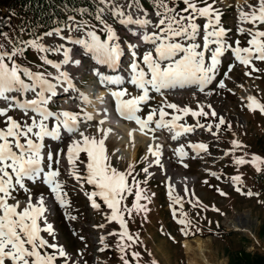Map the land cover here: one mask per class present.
Returning a JSON list of instances; mask_svg holds the SVG:
<instances>
[{
  "label": "snow or ice",
  "instance_id": "snow-or-ice-1",
  "mask_svg": "<svg viewBox=\"0 0 264 264\" xmlns=\"http://www.w3.org/2000/svg\"><path fill=\"white\" fill-rule=\"evenodd\" d=\"M139 0H132L128 8H136L137 13H142L143 9L137 7ZM185 7L179 11L168 3V0H153L156 9V21L143 15L125 12L121 6L113 3V0H100L104 5L96 15V20L102 25L101 31L104 38L97 34L95 27L89 28L86 24H76L75 30H85L87 39H73L71 36L61 35V29H55V34L61 40H67L73 44L82 46L85 53L91 54V58L97 64L105 65L115 72L119 66L124 47L115 29L107 23L104 18L105 10L109 11L121 25L136 26L139 30L137 42L129 41L126 48L130 52L131 61L128 66L129 77L121 75H105L94 69L101 84L123 85L130 83L138 90L137 95H131L128 89L121 87L119 90L111 91V96L115 100V110L118 115L127 120L134 121L139 126L141 134L148 136L155 142L147 145V153L154 159L148 161L142 171L149 174V168L153 165L163 167L161 157L163 145L156 142L157 130H167L171 140L192 133L197 127L206 128L213 136L217 132L212 131L213 127L220 130L227 122L224 117L218 118V123L214 126L197 123L194 126L178 123L182 119L180 115H173L170 120L165 117L169 115L165 108L177 110L184 115L191 114L192 117L208 116L202 105H198L199 110H192L190 107L178 108L175 103H165L159 109H152L146 118H141L138 113L141 106L152 99L150 92H155L164 96L169 90L195 88L198 92L204 93L206 88L216 79L218 66L221 57L227 51H231L235 60L245 67L251 66L252 72H258L253 61L264 62V31L259 30L257 24H264V0H258L257 5H248L250 11L245 12L242 8H237L238 19L241 23H251L255 31L249 30L251 39L247 41L248 47H240V41L236 40L235 47L227 42V32L221 24V12L214 7L216 0L208 3L207 0H182ZM199 18H205L203 25L202 44L201 25L197 23ZM69 19H73L69 17ZM149 29H152L149 31ZM69 26V31H72ZM239 33H243V28H238ZM0 35H6L0 33ZM45 35H52L51 32ZM137 35V32H132ZM27 46L39 52L56 51L63 52V59L59 63L42 58L44 64L51 65L56 69V75L44 72H32L28 68L22 67L16 62V57L25 51L22 47H14L11 52L4 50L0 45V100L8 102L6 108H0V117H5L4 127L0 128V264H75L67 251L57 243H52L46 239L42 233H47L49 237H55L54 228L48 222L47 216L51 212V204H58L64 209L68 206L67 192L65 191L66 181L61 180L62 175L60 165L65 157L63 148L48 149L45 143L46 138L51 141H62L67 136L70 142L66 146V158L68 163V174L83 188V183L93 187V191L86 193L91 201V207L99 209L100 204L94 197H99L101 201L111 210V214L106 219L118 222L121 231L119 233H109V235H119L120 241L117 243V250L122 253L120 259L122 264H130L127 257L128 250L139 242V237L129 233L125 221V214L132 215V210L137 212H147L146 205L139 204L143 190L139 187L140 181L132 177V185L128 183V177L132 176L134 166L128 165L127 171H120L113 166L112 160L106 150L105 140L108 138L111 129L98 127L101 138L86 134L81 130V119L91 121L92 115L81 109V113L68 110L52 111L49 107L52 99L57 95L58 85L67 84L74 87L72 78L66 71L61 70L62 65L74 63L79 65L81 61L71 60L69 49L63 44L54 49H49L38 40L24 42ZM142 44H150L152 47L140 54ZM214 45V47H213ZM210 53V56L207 55ZM233 65L228 66L224 73L225 79H229V73ZM251 75V72H245ZM49 77L51 79H49ZM26 78V79H25ZM225 79L219 80L216 87L226 88ZM27 80V82H26ZM52 81H55L53 83ZM31 93L33 98L19 99L18 96ZM209 95L211 92L208 93ZM129 96L128 99H122ZM82 104L89 103L88 96L79 94ZM166 99V98H165ZM246 105L250 111L259 109L264 114V104L259 103L253 96L247 97ZM210 107V106H209ZM18 109L25 119L18 121L7 113L10 110ZM158 118L154 119L155 116ZM210 115L217 117L213 110ZM105 120H100L99 125H103ZM154 125V127L152 126ZM227 127L230 129L231 124ZM133 136L129 132V137ZM234 148L243 145L233 140ZM194 151L207 152L208 145L205 143H190L188 145ZM86 154V161L80 160V154ZM173 153L180 158L178 162H183L187 156L184 146L173 148ZM227 155V153H225ZM148 160V156L144 157ZM77 161L84 165L83 171L77 167ZM237 165L247 163L243 158H236ZM251 163L256 171H261L260 164L264 161L258 156H253ZM188 167L187 164L183 165ZM212 176L219 179L215 172ZM233 183L240 182V176L232 177ZM42 184L47 187L49 194L35 195L28 184ZM146 183V181H145ZM207 183V181H205ZM135 188V200L131 207L122 206L121 202L126 199V194H132ZM219 191V189H217ZM187 192V189H185ZM239 192L240 188L237 187ZM23 192L26 196L24 201L17 198L18 193ZM220 195H226L220 192ZM248 196L254 193L248 191ZM169 198L174 204L180 203L179 198L171 196ZM9 201H15L10 203ZM69 220H76L77 217L65 213ZM181 218L176 222L182 225L180 231L187 237L191 233L189 228L191 221L185 213H181ZM173 217L176 212L173 210ZM98 227L103 228L100 224ZM171 238V237H170ZM83 239V237H80ZM104 237H100L101 244H104ZM174 239V238H173ZM108 246L105 244L104 251ZM51 249V251H49ZM82 255V253H81ZM151 255V254H149ZM133 259H138L139 252L131 251ZM151 264H157L155 260Z\"/></svg>",
  "mask_w": 264,
  "mask_h": 264
},
{
  "label": "rangeland",
  "instance_id": "rangeland-1",
  "mask_svg": "<svg viewBox=\"0 0 264 264\" xmlns=\"http://www.w3.org/2000/svg\"><path fill=\"white\" fill-rule=\"evenodd\" d=\"M131 2L132 0H113V3L121 6L125 12H132L134 15L140 14L136 12V8H128V4ZM207 2L212 3L213 0H207ZM168 3L178 11L185 7L182 0H168ZM250 4L258 6V0H241V2L237 0H216L214 4V7L219 9L222 14V26L230 30L227 32L226 39L233 47H235L234 42L236 40L240 41V47H248L247 41L251 39L249 30H256L251 23H241L238 19L237 8H242L245 12H248L250 11L248 8ZM103 7L104 5L99 2V8ZM137 7L143 9L142 14L146 13L153 21L157 20L153 0H139ZM7 10V0H0V33L6 34L0 35V45H3L4 50L9 52L14 47L24 48V53L15 58L16 62L22 67L24 66L32 72L56 75V69L51 65L44 64L42 58L59 63L63 57L61 55L63 54L62 51L39 52L27 46L24 42L38 40V43L43 44L45 47L54 49L60 44L68 45L69 41L61 40L55 34V29L28 38L21 36L14 28L5 29ZM96 15L82 17L75 14L70 16L73 18L71 20L68 17L65 25L59 28L62 30L61 35L86 39V29L75 30L76 24L80 23L81 25L86 24L89 28L94 26L97 34L104 38L105 34L101 31L102 25L96 20ZM103 15L107 23L112 25L117 32L122 45L125 46L121 63V68L125 70L126 65L131 61L126 42H135V40L127 35L124 26L109 11L105 10ZM197 23L201 25L200 42L202 44L203 25L206 23V19L199 18ZM69 26L72 27V31H69ZM256 27L264 31V24L258 23ZM238 28H243L244 32L239 33ZM49 32L52 35H45ZM54 41L56 42L54 43ZM150 48L149 46L140 48L141 56L145 50ZM79 61H81L78 65L79 71L76 72V69H74L69 74L74 85L71 88L77 93L85 88L87 89L89 84H93L97 80L87 67L86 57H81ZM253 63L260 71L252 72L251 66L241 65L235 60L231 51H227L221 57L216 79L206 88L204 93L198 92L195 88L182 90L184 93L180 91L182 94L178 97L166 95L165 93L164 96H161L158 93L151 92L152 99L141 106L140 112L142 114V112H150L152 109H159L168 102L175 103L178 108L187 106L192 110H199L198 105H202L204 111L209 113L208 116L192 117L191 114L184 115L177 110L165 108V111L169 113L165 119H171L173 115H180L181 120L185 122L192 123L196 119L199 124L214 126L218 123L219 117H224L227 122L221 126L220 130L213 127L212 131L217 132L216 136L199 128L198 133L193 132L192 138L186 142H181L189 160H187L188 167H185V171L191 177L187 186L182 185L183 187L181 186V191H178V193L165 187V176L159 175L155 169L149 168L147 176L142 171L150 161V158L148 160L144 159L145 149L143 151V146H138L137 155L134 161L130 163L128 157L120 154L118 145L113 138L105 140L106 150L113 166L120 171H127L128 165L132 164L134 171L132 176L128 177V183L130 186L132 185V177L134 176L137 181H140L139 187L143 190L142 196L146 197L138 203L146 205L147 212H137L136 209H133L131 216L126 213L124 217L129 233L139 237V242L128 250L126 258L129 259L130 264H151L153 260L157 264H189L182 241L185 238L192 239L194 237H201L204 240L205 246L210 252L207 253V258L212 260L211 262L219 264H264V164L259 165L261 171L257 172L251 163L253 156H258L264 161V114L259 109L250 111L246 106L248 96H253L259 103L264 104V62L253 61ZM230 64L233 65V69L229 73L230 78L225 79L224 73L228 70ZM245 72H251V75H245ZM49 79L51 78L49 77ZM221 79H225L226 88L224 89L216 87ZM58 86L57 88H60L61 91L63 84ZM122 87L128 89L131 95H134L133 87ZM69 90L71 89L66 87L64 91V95H67V97H70L73 92V90L70 92ZM209 92H211L210 95ZM31 95V93H28L23 96ZM70 99L72 102L73 98ZM60 102L59 100L50 102L49 107L55 110L57 106H61ZM213 110L217 113V117L210 115ZM71 111L81 113V117L83 116L78 108H72ZM7 114L18 121L25 119L22 113H16L12 110ZM157 118L158 112L154 119ZM4 121L5 117H0V128L4 127ZM91 123L93 126L94 122ZM228 124H231L230 129L227 127ZM85 129L83 130L86 134L95 136L97 139L101 138V133L97 134L94 128ZM233 140L239 141L243 146L234 148L232 145ZM190 143H205L208 145V150L207 152H193L194 150L188 147ZM181 145L179 143L175 147ZM58 147L63 148V142L56 141L48 145V149ZM169 149L171 150V148ZM236 158H243L248 162L237 165L234 162ZM79 159L86 161V154L81 153ZM205 166L206 168L210 166V168H205V170ZM68 167L67 158L64 157L60 169L64 176L61 180L66 181L65 191L67 192L68 206L62 209L58 204H53V208L48 214L60 241L58 242L56 233H54V243L58 242L71 257L76 258V264H122L120 259L122 253L117 250L120 237L119 235H109V233H119L121 231L118 222H109L106 219L111 214V210L99 197L93 198L100 204L99 209H94L89 205L91 201L86 193L93 191V187L85 182L83 188H81L80 184L74 179L71 177L66 178L65 173L68 174ZM77 167L83 171L84 165L77 161ZM212 172H215L219 179L212 176ZM234 176H240L239 183H233L232 177ZM28 187L37 196L40 193H44L46 196L49 194L47 187L42 184L29 183ZM237 187L240 188L239 192L236 191ZM185 189H187V192ZM170 190L173 198L178 197L181 199H179L180 203L174 204L169 198ZM221 191L226 195H220ZM248 191L253 192L254 195H246ZM134 192L135 188H133L132 194H126V199L121 202L122 206L131 207L133 203H136ZM16 195L18 199L26 198L23 192ZM9 202L13 203L14 201ZM173 210L176 212L175 218L173 217ZM66 212L69 215L76 216L77 219L74 221L67 219ZM182 212L191 221L189 228L191 234L187 237L182 235L180 231L183 226L176 222L177 219L181 218L180 214ZM238 217H240L238 226L236 229L232 228L229 221L233 218L238 219ZM90 224H94L95 227H90ZM100 224H103L104 227H98ZM101 236L105 238L104 244L100 242ZM80 237H83V239H80ZM47 239L53 241V237ZM105 244L108 247L104 251H100ZM131 251L139 252V258L133 259ZM58 264H62V261H58Z\"/></svg>",
  "mask_w": 264,
  "mask_h": 264
},
{
  "label": "bare ground",
  "instance_id": "bare-ground-1",
  "mask_svg": "<svg viewBox=\"0 0 264 264\" xmlns=\"http://www.w3.org/2000/svg\"><path fill=\"white\" fill-rule=\"evenodd\" d=\"M237 1L241 2V0H237ZM140 15H143V14L140 13ZM134 27H136V26H134ZM137 34L139 36V30H138ZM73 39H78V37L75 36V37H73ZM86 39H87V37H86ZM55 42L56 41H54V43ZM56 45H57V43H56ZM65 47L70 50L69 51V57L73 61L78 60L81 57V54L83 55L85 53L82 46L79 44H73V43L69 42V44L66 45ZM61 55L63 56V54H61ZM85 55H86V53H85ZM62 59H63V57H62ZM88 60H89V62L92 63V66H94V67L98 66L95 63V61L91 60L89 57H88ZM122 60H123V58L121 57L120 62ZM74 69H76V72L79 71L78 65H76L74 63H70L68 65H62L61 66V70L66 71L68 74H71V72ZM119 73H121V72L119 71ZM122 75L125 76L126 72H124ZM53 83H55V82H53ZM98 85H99L98 82H94L92 87L88 86L87 89L85 88L86 90L85 89L82 90V93H84L88 96L89 103L87 105H84L81 103L80 97H79V95H77V93H75V91L72 92L70 97H67V95H64V92H63L62 95H60L59 97L56 98V100L61 101L62 106H67V105L72 106L73 101H74V105H76V106L79 105V107H81L84 111H86L92 115L93 119L91 121H87L83 125H80L81 130H83L84 128H86L85 130H87V128H94L97 131L98 127H103L104 129H111L112 131L109 133L107 139L113 138L115 140V142L118 145V149H119L120 154L128 157V162L131 163L132 161H134V159L137 155L138 149H139L138 146L144 147L143 151L145 149V151H144L145 156L147 155L148 158H150V160L154 159V158H151L150 155L147 153V145L150 143H152V144L155 143L151 139V136L150 135L145 136V135L141 134V132L139 131V126L134 121H132L133 124H130L127 120H124L123 118H121L118 115V113H117L118 116H116L115 114L111 113L110 111H107V107H106L107 105L105 104V100L102 97L103 91H93L92 92V88L93 89L95 88L96 90H97V88H99ZM113 87H114V85L107 84V83H105L103 86V88H106L109 90ZM68 88L71 89L70 87H67V89ZM70 91L71 90H69V92ZM180 91H182V90L181 89H177V91L173 90L168 95L173 96V97L174 96L178 97L180 94L184 93V91H182V93ZM71 97L73 98L72 102L70 99ZM100 120H105V123L102 126L99 125ZM91 122H94L93 126H92ZM185 124H187L189 126H194L197 123L194 121L193 124H190V123H185ZM197 128H199V127H197ZM203 130L208 131L206 128H204ZM158 131H159V133H158V136H156V137H158L156 142L163 145V149H162L163 154L161 157L163 167L161 168L160 166L153 165L150 168L155 169L159 175L165 176V178H164L165 184L164 185L167 189H172L178 193V191H181L180 189H181L182 185L187 186V184L190 182L191 175L187 174V172L185 171V167L183 166L184 164L188 163V161H189L188 157L185 156L183 158L182 163L178 162L180 160V158L177 157L173 153V148H175V146L178 145L179 143L181 145L182 144L181 142L188 141V139H189L188 134L189 133L179 137L177 140L174 141V140H171L170 133L166 129L163 131H161V130H158ZM129 132L133 133V136L131 138L129 137ZM97 134H100V133L97 131ZM107 139H106V141H107ZM69 142H70L69 138L63 142V149L66 150V146ZM105 146H106V142H105ZM169 148H171V150ZM205 168H206V166L204 167V169ZM209 168H210V166H207L206 169H209ZM25 199L19 198V200H21V201H24ZM51 205H50V207H52ZM47 219H48V222L53 225V222H52L51 217L49 215L47 216ZM238 221H240V217H238V219L233 218L229 221V225L232 228L236 229V227L238 226L237 224H239ZM53 228H54V225H53ZM54 233H56V238L58 239L57 232L55 229H54ZM42 235H44L46 237V239L49 238L47 233H42ZM54 239H55V237H54ZM54 239H53V241L51 240L50 242L54 243ZM58 242H60L59 239H58ZM58 242H57V244L59 245ZM182 244H183V248L187 254V260H188L189 264H219V263L211 262L212 260L207 258V256H208L207 253H210V252H209V250H207V248L205 246V242L201 237H194L192 239L185 238L182 241ZM72 260L76 264V258L72 257Z\"/></svg>",
  "mask_w": 264,
  "mask_h": 264
},
{
  "label": "trees",
  "instance_id": "trees-1",
  "mask_svg": "<svg viewBox=\"0 0 264 264\" xmlns=\"http://www.w3.org/2000/svg\"><path fill=\"white\" fill-rule=\"evenodd\" d=\"M7 4L5 29L14 28L25 38L62 27L69 15L87 17L98 10L97 0H7Z\"/></svg>",
  "mask_w": 264,
  "mask_h": 264
}]
</instances>
